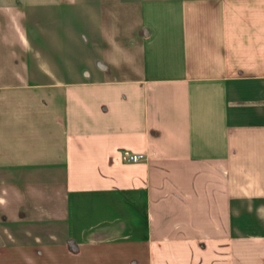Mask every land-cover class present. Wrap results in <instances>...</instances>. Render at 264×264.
<instances>
[{
    "label": "crops",
    "instance_id": "obj_1",
    "mask_svg": "<svg viewBox=\"0 0 264 264\" xmlns=\"http://www.w3.org/2000/svg\"><path fill=\"white\" fill-rule=\"evenodd\" d=\"M0 264H264V0H0Z\"/></svg>",
    "mask_w": 264,
    "mask_h": 264
},
{
    "label": "built area",
    "instance_id": "obj_2",
    "mask_svg": "<svg viewBox=\"0 0 264 264\" xmlns=\"http://www.w3.org/2000/svg\"><path fill=\"white\" fill-rule=\"evenodd\" d=\"M122 159L126 162H138L142 160V156L140 154H136V153H130L127 151H123L122 153Z\"/></svg>",
    "mask_w": 264,
    "mask_h": 264
}]
</instances>
